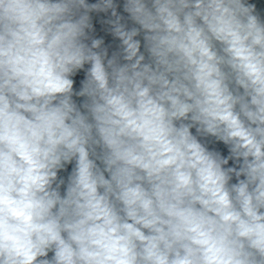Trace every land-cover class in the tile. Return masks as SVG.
I'll return each mask as SVG.
<instances>
[{"label": "clouds", "instance_id": "clouds-1", "mask_svg": "<svg viewBox=\"0 0 264 264\" xmlns=\"http://www.w3.org/2000/svg\"><path fill=\"white\" fill-rule=\"evenodd\" d=\"M0 264H264V0H0Z\"/></svg>", "mask_w": 264, "mask_h": 264}]
</instances>
